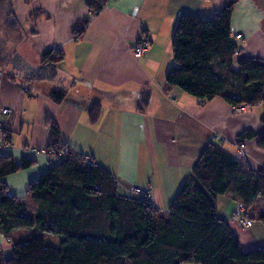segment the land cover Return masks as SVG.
Masks as SVG:
<instances>
[{"label": "crops", "instance_id": "crops-1", "mask_svg": "<svg viewBox=\"0 0 264 264\" xmlns=\"http://www.w3.org/2000/svg\"><path fill=\"white\" fill-rule=\"evenodd\" d=\"M8 1L27 45L22 49L24 73L12 79L0 71V121L2 111H9L11 157L16 164L26 159L33 165L0 182L9 196L25 204L28 217L37 206L26 194L28 184L50 167L48 160L29 150L48 147V119L75 159L88 158L103 167L116 179L119 194H127L131 187L147 189L164 217L209 143L252 171L264 168V150L256 145L264 136L263 104L243 107L237 114L222 98L202 102L166 83L174 65L171 41L178 17L190 14L208 20L230 0H105L96 15L90 13L88 0ZM235 1L230 37L240 50L232 67L250 58L264 62V0ZM140 41L148 48L135 59L132 51ZM49 51H60L62 60L44 66L42 59ZM216 68L222 74L223 67ZM53 88L66 92L60 103L49 96ZM94 105L100 115L91 123ZM246 131L255 138L240 140ZM77 164L82 168L80 161ZM236 203L229 194L217 197L216 216L228 223L244 252L260 248L264 226L257 219L247 228L234 224ZM249 212L262 215L264 199L258 198ZM40 237L55 249L59 245L56 237ZM30 238L21 230L9 238L0 232V245L8 244L0 246V264L14 244Z\"/></svg>", "mask_w": 264, "mask_h": 264}, {"label": "trees", "instance_id": "trees-1", "mask_svg": "<svg viewBox=\"0 0 264 264\" xmlns=\"http://www.w3.org/2000/svg\"><path fill=\"white\" fill-rule=\"evenodd\" d=\"M235 0H230L211 19L181 14L172 33L174 65L166 83L202 101L222 98L231 107L264 106V62L244 59L232 67L240 46L230 37V20ZM105 0H88L92 15L98 14ZM87 20L83 22L86 26ZM27 45L22 27L12 14L8 0H0V71L11 78L24 73L22 49ZM55 54V57L51 55ZM60 51H49L42 64L62 60ZM224 73L217 71L216 65ZM49 96L55 103L66 92L53 88ZM147 104V100L143 101ZM100 115L92 106L91 123ZM264 125V112L260 117ZM48 148L68 152L60 140L56 124L48 119ZM10 139L9 130H7ZM246 131L239 139H253ZM264 150V136L256 139ZM73 157V156H72ZM67 158L31 181L27 196L37 206L32 217L25 204L7 194L0 182V232L9 238L16 230H36L60 240L55 249L40 236L14 244L3 264H264V247L244 252L228 223L216 216L217 197L229 194L241 202L245 215L264 226V213L249 211L258 198L264 199V168L252 171L221 148L207 144L190 175L161 215L149 198L118 192L116 179L103 167L90 162L78 167ZM33 165L23 159L16 164L11 155H0V179Z\"/></svg>", "mask_w": 264, "mask_h": 264}, {"label": "built area", "instance_id": "built-area-1", "mask_svg": "<svg viewBox=\"0 0 264 264\" xmlns=\"http://www.w3.org/2000/svg\"><path fill=\"white\" fill-rule=\"evenodd\" d=\"M236 40H241L240 35L235 36ZM148 48V43L145 41H140L138 44L134 47L132 54L135 59L140 58ZM233 112L239 114L243 111V107H233ZM9 111L3 110L2 111V116L4 120L0 121V155H11V153L14 151V145L9 140L7 130V122L6 118L9 116ZM31 153H34L36 155H40L44 157L50 164H55L59 161H63L67 158H73L72 155L68 152H63V151H55L52 150L51 148H45V149H39V150H29ZM81 163L83 165L88 166L89 165V159L88 158H82L80 159ZM128 196L132 197H137V198H149L148 195V190L145 188H136V187H131L130 189L127 190ZM246 209L244 205L241 202H237L233 216H232V222L236 225H238L241 228H247L252 225L251 220L247 219L245 217Z\"/></svg>", "mask_w": 264, "mask_h": 264}, {"label": "rangeland", "instance_id": "rangeland-1", "mask_svg": "<svg viewBox=\"0 0 264 264\" xmlns=\"http://www.w3.org/2000/svg\"><path fill=\"white\" fill-rule=\"evenodd\" d=\"M24 53H26V51H24ZM222 73H224L223 70H221ZM16 75H19V74H16ZM29 198V197H28ZM30 199V198H29ZM22 233H24L25 235H31V238L34 237V236H45V235H42L41 233H38L36 230H30V231H26V230H21ZM50 237H53V236H50ZM260 247L263 246L264 247V241L263 243H260ZM5 246L6 248H8V244L6 242H2V244L0 246ZM9 252H10V249H9Z\"/></svg>", "mask_w": 264, "mask_h": 264}]
</instances>
